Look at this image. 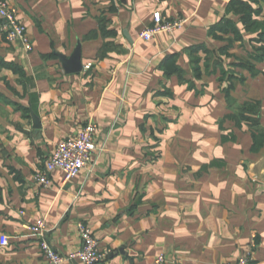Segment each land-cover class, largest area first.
Listing matches in <instances>:
<instances>
[{"label": "crops", "instance_id": "0c3cea01", "mask_svg": "<svg viewBox=\"0 0 264 264\" xmlns=\"http://www.w3.org/2000/svg\"><path fill=\"white\" fill-rule=\"evenodd\" d=\"M7 2L33 49L0 32V264H47L39 220L64 257L82 222L100 264H264V0ZM156 12L185 25L145 42ZM89 124L92 162L37 184Z\"/></svg>", "mask_w": 264, "mask_h": 264}, {"label": "built area", "instance_id": "2783aa9c", "mask_svg": "<svg viewBox=\"0 0 264 264\" xmlns=\"http://www.w3.org/2000/svg\"><path fill=\"white\" fill-rule=\"evenodd\" d=\"M153 20V25L140 34L141 40L145 42H150L155 36L164 32H176L185 25L183 18L169 19L160 12L153 15ZM0 32L5 36L7 42H20L27 51L33 49V44L27 35L26 26L19 21L17 11L8 4L7 0H0ZM85 68L89 69L90 66ZM95 133L96 126L89 124L76 136L61 141L47 162L46 167L36 174L35 182L44 188L50 187L52 183L51 175L57 170L63 172L65 183L76 178L92 162V156L96 151ZM29 230L39 238L40 249L47 264H63L66 260L75 259L79 260L81 264H100L106 257L101 250L100 242L92 235L90 228L82 222L78 224V230L83 241L82 248L66 257L58 253L49 244L47 224L44 220H39L35 225L29 226ZM0 241L2 245H7L6 238L1 237ZM253 260V250H248L234 264H252ZM164 263V256H159L157 264Z\"/></svg>", "mask_w": 264, "mask_h": 264}, {"label": "water", "instance_id": "95a60500", "mask_svg": "<svg viewBox=\"0 0 264 264\" xmlns=\"http://www.w3.org/2000/svg\"><path fill=\"white\" fill-rule=\"evenodd\" d=\"M72 64L75 65V63H68L66 65L67 71H72L73 72L74 70H76V72H77V71H81L82 70L81 66H80V68L76 67V65L73 67ZM34 121H35V124H36L37 123V119L35 117H34Z\"/></svg>", "mask_w": 264, "mask_h": 264}]
</instances>
